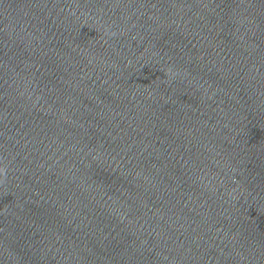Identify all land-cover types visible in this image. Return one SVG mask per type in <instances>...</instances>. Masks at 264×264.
Returning <instances> with one entry per match:
<instances>
[{
  "label": "water",
  "instance_id": "water-1",
  "mask_svg": "<svg viewBox=\"0 0 264 264\" xmlns=\"http://www.w3.org/2000/svg\"><path fill=\"white\" fill-rule=\"evenodd\" d=\"M173 144L264 232V0H63Z\"/></svg>",
  "mask_w": 264,
  "mask_h": 264
}]
</instances>
